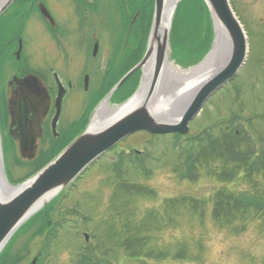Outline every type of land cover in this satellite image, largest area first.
<instances>
[{
	"label": "rangeland",
	"instance_id": "rangeland-1",
	"mask_svg": "<svg viewBox=\"0 0 264 264\" xmlns=\"http://www.w3.org/2000/svg\"><path fill=\"white\" fill-rule=\"evenodd\" d=\"M24 1L14 0L0 11V52L7 42V19ZM230 2L247 35L248 59L240 75L216 93L191 122L186 139L175 135L152 136L141 131L120 142L49 208L53 210L49 219L53 226L50 236L37 237L40 224L38 219L33 220L1 254L0 264H32L39 255L42 257L38 264H264L262 213L244 211L231 224L219 221L223 216L218 220L214 217V198L225 188L228 192H246L248 196L261 194L264 198V171L254 177V187L245 183L243 176L232 183H222L232 175L223 176L224 169L238 168L241 163L227 164L231 158L226 156L221 160L216 153L213 158L216 162L207 160L200 165V181L182 179L186 172L183 166L186 148L189 153L191 139H206L210 135L218 138L227 130L238 131L242 151L251 149L260 156L264 152V0ZM131 5L133 14L137 13L140 20L152 16L153 0H131ZM38 23L41 32L30 31L25 42L30 49L32 70L44 77L46 42L50 44L44 37L47 35L45 26ZM173 23L169 57L175 55L177 59L171 62L182 70H191L198 66L193 64L198 63L199 58L211 51L214 42V21L205 0H182ZM139 27L130 42L128 53L132 56L128 65L144 54L147 31L140 24ZM103 44L108 46L109 38ZM185 46L190 50H185ZM121 76L122 73L118 78ZM10 79L11 71L3 75L0 68V132L5 142L8 177L14 185H22L40 168L39 158L48 153L55 156L57 153L51 151L53 145L63 150L89 126L93 114L89 116V111L85 121H74L82 116L84 108L75 105L79 108L74 110L66 103L57 128L59 138L55 140L51 136L49 121H45L43 125L47 131L44 136L43 130V139L38 141L36 159H24L18 142L8 135L4 90ZM136 89L133 84L128 91L118 93L112 100L113 105L125 102ZM8 94L10 98L11 93ZM79 100L82 102L81 98ZM135 152L143 153L141 160H144L145 169L129 164ZM122 157L123 173L118 176L114 166ZM186 198L203 202L202 208L196 210L182 204L187 202Z\"/></svg>",
	"mask_w": 264,
	"mask_h": 264
},
{
	"label": "water",
	"instance_id": "water-1",
	"mask_svg": "<svg viewBox=\"0 0 264 264\" xmlns=\"http://www.w3.org/2000/svg\"><path fill=\"white\" fill-rule=\"evenodd\" d=\"M180 1L178 0L176 8ZM205 2L214 19L215 29L216 21H218L230 40V53L223 68L200 87L179 123L160 121L154 118L148 110V105L151 103L167 61L172 28V22L169 25L166 20L168 0H155V14L147 53L142 62L111 93L112 95L125 81L137 71L142 70L143 80L133 98L137 97L144 85L145 68L154 59L156 64L150 89L141 106L100 130L92 132L89 127L53 162L19 186H13L8 180L0 141V177L9 191L5 193L6 197L0 199V253L27 221L72 184L94 161L137 132L145 131L152 135L180 134L184 136L188 134L190 122L200 114L208 100L238 75L245 65L248 52L244 30L229 0H205ZM41 12L45 17L47 16L44 7L41 8ZM220 43V35L216 32L213 48L204 62L209 60L216 46L220 50L223 49ZM13 82L17 89L8 103L12 117L9 134L19 142L21 156L32 160L36 156L37 142L43 136L42 125L48 113L47 89L44 81L35 75H27L22 79L15 78ZM63 92V88H60L57 100L58 110L52 122L55 136H57L61 115ZM37 261L35 259L32 264H37Z\"/></svg>",
	"mask_w": 264,
	"mask_h": 264
},
{
	"label": "flooded vegetation",
	"instance_id": "flooded-vegetation-1",
	"mask_svg": "<svg viewBox=\"0 0 264 264\" xmlns=\"http://www.w3.org/2000/svg\"><path fill=\"white\" fill-rule=\"evenodd\" d=\"M13 1L4 0L0 11ZM43 7L47 11L46 17L41 12ZM136 15L137 13L132 12L131 0H25L7 19V42L0 52L3 75L6 71H11V79L4 90L9 124L12 123V118L8 102L17 89L13 79L36 74L31 68L30 49L26 47L25 38L32 30L41 32L38 21L45 26L47 35L44 37H47L50 44L46 42L47 68L42 77L48 89L49 102L44 121H49L50 128L57 112L60 84L64 92L59 121L66 103H70L74 110L79 108L75 105H82L84 108L82 116L74 121H85L89 111L90 116L104 103L105 97L123 73L132 66L128 65L132 56L128 53L130 42L133 35L139 32V24L143 28L146 21V18L140 20ZM106 38L110 40L108 46L103 44ZM120 73L122 76L118 78ZM132 85L133 80L127 82L120 92L128 91ZM8 92L11 93L10 98ZM114 97L108 101L110 105L113 104ZM44 125L45 136L47 129Z\"/></svg>",
	"mask_w": 264,
	"mask_h": 264
},
{
	"label": "trees",
	"instance_id": "trees-1",
	"mask_svg": "<svg viewBox=\"0 0 264 264\" xmlns=\"http://www.w3.org/2000/svg\"><path fill=\"white\" fill-rule=\"evenodd\" d=\"M151 22L152 16L150 18L148 17L147 20L144 22L145 26L143 28H145V30L147 31L146 41L150 32ZM146 41L144 43L145 45ZM184 48L185 50H190L188 46H185ZM202 58H199V60L197 61H200ZM174 59L177 58L175 57ZM137 62L138 61L132 62V66H134ZM195 140L197 141L196 143L198 144V147L196 146L193 150L191 149V151L187 155L186 162L184 163V166L186 168L187 179L195 181L199 176H201V172L199 171L200 165H202V162H206L207 160H212V162H216V159H213L216 157L214 156L216 153H218V159L221 160L223 158H226V156L230 157L231 160L227 162V164L230 162L231 164H233V162L241 163L238 168L234 169V167H232L233 169H224L223 176H227V174L229 173H231L232 175L230 174V179H226L222 183H232V181H236L242 178L243 176V180L245 181V183H248L249 185L251 184L250 186L254 187L252 186V182L253 180H255L254 177L256 175H259L262 170L264 171V152L260 156L257 154L256 151L252 152L251 149H247V152L242 151V138L241 134L238 133V131L230 132L229 130H227L226 132H223L218 138H213L210 135L206 139L196 138ZM52 152L58 154L60 150L57 148H53ZM48 154L45 157L41 156L39 158L40 168L38 170L43 168L57 155L56 154L55 156H50ZM138 161L140 162V160ZM227 166L229 165H226L225 167ZM36 172H33L30 176H28V178L34 175ZM127 189L128 188H126L125 190ZM132 189L134 190L133 187ZM129 192L132 193L133 191L129 190ZM251 194H254V192L251 191ZM234 195H236L237 197H235ZM186 201L187 202H183L182 204H185L192 209L195 208L196 210H198V207L202 208L201 206L203 202L201 203L199 201L189 198H186ZM214 202L216 203V207L214 209V217L216 220H218V218H221L220 216H223L224 218L219 221L224 224L233 223L234 218L237 215L244 213V211L246 212L254 210L258 211V215L262 213V215L264 216V198H262L261 194H256L255 196H248L246 192H228L225 188L223 190H220L216 194ZM204 205H206V203H204ZM51 206L52 204L49 207L47 206L38 215H36L28 223H26L24 227L26 228L29 223H31L33 220L38 219L37 223L40 224V227L37 230L36 235H43L45 232H47L52 226L50 220L44 217H49L51 212L49 208ZM39 218H41V220ZM34 227L35 226L31 227V229H33ZM144 245L146 244L144 243Z\"/></svg>",
	"mask_w": 264,
	"mask_h": 264
},
{
	"label": "bare ground",
	"instance_id": "bare-ground-1",
	"mask_svg": "<svg viewBox=\"0 0 264 264\" xmlns=\"http://www.w3.org/2000/svg\"><path fill=\"white\" fill-rule=\"evenodd\" d=\"M177 2L178 0H168L166 20L169 25L172 21ZM3 4L4 0L0 1V7ZM216 32L220 35V47H223V49L220 50L216 46L215 52L212 53L208 61L203 62L191 70H182L183 68L171 62L169 53L167 54L166 64L160 75L151 103L148 105L149 113L154 118L172 124L179 123L200 87L208 82L219 69L223 68L230 53V40L218 21H216ZM155 64L154 59L147 64L144 85L139 95L121 107L113 108L105 106L101 108L92 120L90 131L100 130L105 125L114 123L124 115L141 106L150 89ZM10 138L13 139L11 135ZM13 140L16 141L15 139ZM8 192V188L4 186L0 177V199L6 197L5 193Z\"/></svg>",
	"mask_w": 264,
	"mask_h": 264
}]
</instances>
